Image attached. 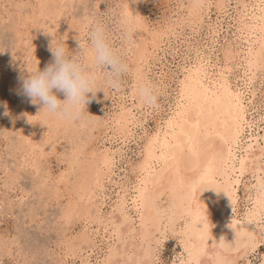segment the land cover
I'll return each instance as SVG.
<instances>
[{
	"label": "rangeland",
	"instance_id": "obj_1",
	"mask_svg": "<svg viewBox=\"0 0 264 264\" xmlns=\"http://www.w3.org/2000/svg\"><path fill=\"white\" fill-rule=\"evenodd\" d=\"M51 1L0 0V264H98L103 259L108 244L112 242L111 238H106L108 234L103 231V226L97 224L94 216H72H76V219H66L63 216L65 207L71 200L78 202L75 184L89 176L86 166L81 164L87 165L90 154H98L104 149L114 154V173L102 185L105 203L100 206L102 209L100 208L98 216L104 220L116 204L117 191L121 190L119 186L133 184L134 177L131 176L130 168L143 156L142 146L156 131V120L163 121L170 112L178 80L183 76L182 71H185L183 67H189L193 56L200 50L206 52L209 49L211 34L208 24L216 21L218 15L217 19L222 21L221 29L212 38L215 52L220 54L219 46H225L226 43H231L232 37L235 38V13L231 8L234 0H230L226 14H218L211 5L210 18H204L202 23H193L194 18L191 21L187 19V8L191 0H62L60 7L56 6L54 12H45V8H40L45 2L49 4ZM124 7L133 8L140 13L142 26L132 27V31L128 29L131 25L124 23L122 18ZM182 18L186 19L182 22ZM175 22L180 23L176 26V36L165 38L154 54L155 57L150 59L152 63H149L150 71H147L149 73L145 82L154 85L159 92L157 107L150 109L134 99L135 96L130 100L131 91H134V85L137 84L133 74L135 61L131 50L143 34L146 37L157 26V30H160L168 27L167 23L171 25ZM97 23L105 27L111 43L127 61L130 71L122 77L118 89L104 86L95 95L86 94L90 100L86 102L80 119L72 121L73 123L65 120L62 122L43 109L40 110L41 103L30 102V98L22 92V77L37 68L43 70L51 63L53 56L50 46L55 47L57 43H63L70 51L77 52L87 71L99 73V69H93L92 64L88 63V55L86 57L87 51L91 53L90 33ZM235 73L233 70V74ZM230 79L233 80L232 74ZM99 82L98 86H102ZM255 88L256 95L249 108H253L252 115L256 117L257 112H264V84L260 78H257ZM56 94L59 99H64L63 93ZM132 104L140 105L132 107L136 114V124L132 126V133L128 134L130 136H123L114 125L117 116L115 113L121 112V106L130 107ZM59 120L61 125H58ZM53 121L56 123L53 124ZM80 121H83L82 124ZM70 160L75 161L71 163ZM62 179L66 181L62 182ZM253 182L254 176L244 173L239 184L234 183L238 195L233 215L237 219L243 218L245 208L250 203L247 199L254 189ZM133 214L132 212L131 215L135 218ZM259 225L264 230V218L259 220ZM261 230L259 236L262 235ZM84 234L97 240L92 252L87 243L78 241ZM165 234L168 239L163 243V238L157 235L161 242L155 247L156 264H173L181 253L179 234H169L168 230ZM236 262L264 264V244H258L255 251L238 258Z\"/></svg>",
	"mask_w": 264,
	"mask_h": 264
},
{
	"label": "bare ground",
	"instance_id": "obj_2",
	"mask_svg": "<svg viewBox=\"0 0 264 264\" xmlns=\"http://www.w3.org/2000/svg\"><path fill=\"white\" fill-rule=\"evenodd\" d=\"M51 2H45V5L40 3V8H45V12H54L62 0ZM211 5L216 8L218 14H226L230 0H191L187 8V19L191 21L194 18L193 23L204 22V18H210ZM231 8L235 13V38L230 39L231 43L219 46L220 54L215 52L212 38L221 29L222 21L217 19L218 15L216 21L208 24L211 34L209 49L206 52L200 50L193 56L192 64L187 68L183 67L185 71H182L183 76L178 80L170 112L163 121L156 120V131L142 146L143 156L130 168V175L134 177L133 184L119 186L121 190L117 191L116 204L109 213L107 212L109 216L104 217V220L98 216L102 209L100 206L105 203L102 185L113 172L114 154L105 149L98 154H90L91 150L88 148L91 156H87V165H81L86 166L89 176L75 184L78 202L71 200L66 209L64 208L63 216L66 219L74 215L94 216L97 218V224L103 226V231L108 234L106 238H111L112 242L108 244V249L98 264H156L155 247L161 242L158 236L163 238L162 243L166 242L167 230L169 234L178 233V239L181 241L180 256L172 262L173 264H189L187 253H198L208 238L210 255H214V245L211 244L218 243L221 239L226 243L235 241L236 245L238 242V247L227 249L223 253L235 261L253 252L249 237L259 238V220L264 218V193L260 191L261 182L264 181V112H257L255 117L249 104H253L256 95L257 78L264 84V0H234ZM123 13V22L131 25L128 27L130 31L133 30L132 27L142 26L138 11L124 7ZM177 25L180 23H167L168 27L160 30H157V26L155 31L149 32L146 37L143 34L134 43L131 53L135 61L133 74L137 84L134 85V91H131V101L135 96L134 99L141 102L136 92L138 80L142 78L144 82L147 81V71L151 65L149 63H152L150 59H153L165 38L176 36L174 33ZM87 52V62L90 64L91 53ZM233 70L236 71L235 74ZM133 106L140 105H124L121 106L120 113H115L117 116L114 125L117 132L123 136L131 135L132 126L136 124ZM60 122L59 120L58 125ZM54 123L56 122L53 121ZM60 134L63 135L62 132ZM244 173L254 176V189L247 199L250 203L246 206L244 214L242 213L243 218L237 219L233 215L238 195L234 183L239 184ZM63 180L65 179H62V182ZM132 212L135 218L131 215ZM76 216L72 218L76 219ZM78 241L87 243L91 252L97 244V240L87 234L82 235ZM204 264H213V261L205 258Z\"/></svg>",
	"mask_w": 264,
	"mask_h": 264
},
{
	"label": "clouds",
	"instance_id": "obj_3",
	"mask_svg": "<svg viewBox=\"0 0 264 264\" xmlns=\"http://www.w3.org/2000/svg\"><path fill=\"white\" fill-rule=\"evenodd\" d=\"M91 40V64L96 71H87L80 62L77 52H72L63 43L50 46L53 61L43 70L35 71L22 77V92L30 98L33 104L41 103L47 114L65 121H75L82 117L85 104L90 97L86 94L103 90V87L119 88L123 76L129 73V65L121 53L111 43L105 27L97 23L90 33ZM100 81L102 86H98ZM57 92L63 93L64 99L57 96ZM142 104L150 109L158 105L159 92L151 83H146L142 78L138 80L136 89ZM7 111L5 115H7ZM260 191L264 193V181L261 182ZM208 240L198 253L188 252L189 264H204L205 258L213 261V264H237L230 256L223 253L227 249L236 248L234 243H226L221 239L213 243L210 255Z\"/></svg>",
	"mask_w": 264,
	"mask_h": 264
},
{
	"label": "snow or ice",
	"instance_id": "obj_4",
	"mask_svg": "<svg viewBox=\"0 0 264 264\" xmlns=\"http://www.w3.org/2000/svg\"><path fill=\"white\" fill-rule=\"evenodd\" d=\"M262 235L257 238L256 236H250V246L255 251L256 245L257 244H264V230H261ZM237 247H238V242H237Z\"/></svg>",
	"mask_w": 264,
	"mask_h": 264
}]
</instances>
